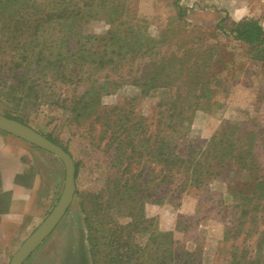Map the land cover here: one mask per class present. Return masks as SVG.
Masks as SVG:
<instances>
[{
	"label": "rangeland",
	"instance_id": "obj_1",
	"mask_svg": "<svg viewBox=\"0 0 264 264\" xmlns=\"http://www.w3.org/2000/svg\"><path fill=\"white\" fill-rule=\"evenodd\" d=\"M245 17L264 29V3L0 0V113L57 141L78 166L73 204L23 264H76L80 202L91 194L102 195L106 228L131 224L120 239L142 255L129 264H156L169 234L172 264H264V47L230 35ZM0 135L24 165L15 203L0 178V264H9L61 198L65 167ZM118 171L135 174V194L149 181L129 216L108 195Z\"/></svg>",
	"mask_w": 264,
	"mask_h": 264
},
{
	"label": "trees",
	"instance_id": "obj_2",
	"mask_svg": "<svg viewBox=\"0 0 264 264\" xmlns=\"http://www.w3.org/2000/svg\"><path fill=\"white\" fill-rule=\"evenodd\" d=\"M65 2L67 0H58ZM230 35L233 36L235 40L242 41L250 46H257L258 48L264 47V29L260 25L259 21L251 18L245 17L238 21L230 30ZM5 116L9 118H13L21 123H24L21 119L11 116L10 114H5ZM47 138L55 143L56 145L62 147L66 152L67 150L61 146L57 141L52 138ZM117 154V148L114 150ZM114 154V156H116ZM132 151H129V156L127 159V164L125 165L124 170L129 169L131 162ZM172 159V160H171ZM169 164H176L180 161V158L174 155L168 156ZM170 160V161H169ZM75 164V178L78 174V166ZM182 165V164H180ZM127 174L128 171H126ZM168 175L166 176L171 179L173 176L179 174V166L175 170H169ZM122 172H114L109 177V184L107 187L108 195L112 201L117 200L118 202H124L126 206V215H132V211L135 210L136 205H131V202H135V196L140 193H144L147 190L148 179H146L143 183L137 185L138 188H141L137 194H135L136 183L133 180V175L123 176ZM165 176V175H164ZM185 181V180H184ZM183 181V182H184ZM143 187V189H142ZM101 194L95 195L91 194L89 197L86 195L82 196V201L80 202V206L82 207V213L84 214V226L86 231V242L88 246V255L90 264H96L100 259V255L102 254L103 259L108 264H129L131 260L137 261L139 259V255L141 254V250L137 249V246H132L128 241H121L122 230L126 227H130L131 224H128L126 227L120 226L121 229H113L106 228L108 223L104 224L103 218L104 216H100L101 212L104 211L105 208L102 207V204L99 202L101 198ZM120 204V205H123ZM84 205H89L88 209L84 208ZM110 218V217H109ZM112 219V218H111ZM105 226V227H104ZM118 231V232H117ZM118 233V234H117ZM127 237L131 238V234L127 235ZM170 234L167 239L166 248L163 250L160 257H154L152 260L156 264H172L171 262L174 260L172 254H174V249H172L174 242L170 240ZM111 247L109 251L108 248ZM125 248V249H124ZM173 251V252H172ZM137 254V255H136ZM137 256V257H136ZM134 257V258H133ZM136 257V258H135ZM178 259V258H177ZM134 261V262H135ZM187 264V263H185Z\"/></svg>",
	"mask_w": 264,
	"mask_h": 264
},
{
	"label": "water",
	"instance_id": "obj_3",
	"mask_svg": "<svg viewBox=\"0 0 264 264\" xmlns=\"http://www.w3.org/2000/svg\"><path fill=\"white\" fill-rule=\"evenodd\" d=\"M0 130L14 135L60 158L65 167V189L54 209L32 232L12 257L9 264H23L37 247L54 231L74 202L75 164L70 154L32 127L0 113Z\"/></svg>",
	"mask_w": 264,
	"mask_h": 264
},
{
	"label": "crops",
	"instance_id": "obj_4",
	"mask_svg": "<svg viewBox=\"0 0 264 264\" xmlns=\"http://www.w3.org/2000/svg\"><path fill=\"white\" fill-rule=\"evenodd\" d=\"M245 1L247 2L248 0H245ZM258 1L262 3V1L260 0ZM242 4L243 3H240L241 6H243ZM246 9L249 10L250 7ZM237 22L238 21L236 22L232 21L231 27H233L234 24H236ZM8 142L9 143L12 142L13 144L14 141H12V139H8L0 135V178L2 180L3 187H4V199L6 198L5 197L6 194H9L12 197L9 203H11V201L12 203H15L19 195V192L21 191V188L17 180L24 171V165L23 163L20 162V159L18 158V154L16 153V150H15V147L13 148L12 146H10ZM4 204H6L5 200H4ZM6 213H7V210H5L4 208V217ZM85 234H86V231H85ZM77 252L80 253V256H79L80 258L79 257L72 258V259H75V261H77L76 264H90L89 255H88V246L86 242V235L84 237V241L80 244V249L77 250Z\"/></svg>",
	"mask_w": 264,
	"mask_h": 264
},
{
	"label": "built area",
	"instance_id": "obj_5",
	"mask_svg": "<svg viewBox=\"0 0 264 264\" xmlns=\"http://www.w3.org/2000/svg\"><path fill=\"white\" fill-rule=\"evenodd\" d=\"M260 1H262L264 3V0H260Z\"/></svg>",
	"mask_w": 264,
	"mask_h": 264
}]
</instances>
